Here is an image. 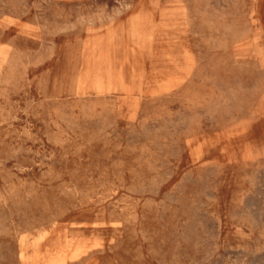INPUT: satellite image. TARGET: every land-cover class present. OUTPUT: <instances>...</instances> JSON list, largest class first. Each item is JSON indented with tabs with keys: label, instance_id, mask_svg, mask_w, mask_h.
I'll return each instance as SVG.
<instances>
[{
	"label": "rangeland",
	"instance_id": "374dc122",
	"mask_svg": "<svg viewBox=\"0 0 264 264\" xmlns=\"http://www.w3.org/2000/svg\"><path fill=\"white\" fill-rule=\"evenodd\" d=\"M0 264H264V0H0Z\"/></svg>",
	"mask_w": 264,
	"mask_h": 264
}]
</instances>
